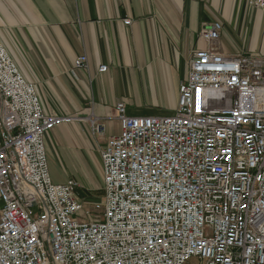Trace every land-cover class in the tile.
I'll list each match as a JSON object with an SVG mask.
<instances>
[{"label": "built area", "instance_id": "built-area-1", "mask_svg": "<svg viewBox=\"0 0 264 264\" xmlns=\"http://www.w3.org/2000/svg\"><path fill=\"white\" fill-rule=\"evenodd\" d=\"M221 29L202 23L173 113L115 105L91 204L49 174L45 135L75 118L44 112L0 42V264H264V55L221 53Z\"/></svg>", "mask_w": 264, "mask_h": 264}, {"label": "crops", "instance_id": "crops-1", "mask_svg": "<svg viewBox=\"0 0 264 264\" xmlns=\"http://www.w3.org/2000/svg\"><path fill=\"white\" fill-rule=\"evenodd\" d=\"M214 20L222 24L214 44L221 53L264 55V13L246 0H0L8 56L45 113L75 118L45 135L49 174L51 164L63 170L51 180L62 184L70 171L84 189L102 184L100 150L120 132L115 104L142 116L135 109L144 95L149 109L173 113L191 52L206 47L200 27ZM83 55L86 67L74 68ZM91 115L104 120V135L91 133Z\"/></svg>", "mask_w": 264, "mask_h": 264}, {"label": "rangeland", "instance_id": "rangeland-1", "mask_svg": "<svg viewBox=\"0 0 264 264\" xmlns=\"http://www.w3.org/2000/svg\"><path fill=\"white\" fill-rule=\"evenodd\" d=\"M144 96V95H143ZM142 96V100H140V103H139V108H141V109H138V108H136L135 109V111L138 113L137 115H142V116H144V115H147V114H153V115H164V114H166V113H164V112H157V111H155V110H153V108L152 109H149L150 108V106H148L149 104L148 103H146L147 102V100L144 98ZM119 102H122V103H124L126 106H127V104L124 102V101H119ZM119 102H117V103H119ZM116 103V104H117ZM115 104V105H116ZM153 110V111H152ZM114 111H115V106H114ZM116 114V113H115ZM96 118H99L100 119V121L101 122H104V120L102 119V118H100V117H97V116H94V115H91L90 117H88L87 118V121H88V123H89V126H90V129H91V133L94 135V136H102V135H104V133H105V130H104V132L103 133H99V132H96V130L94 129V127H93V124H92V122H93V120L94 119H96ZM99 121V122H100ZM104 124H105V122H104ZM105 129V128H104ZM60 169H61V167H60V165H57V164H51V168H50V171L52 172H50V177H51V179H53L52 177H53V173L55 174V175H57V176H59L60 175ZM62 170V169H61ZM71 170V169H70ZM63 171V170H62ZM68 174H69V177L71 178V179H73V180H80V177H79V175H76V174H74V172H68ZM53 181V180H52ZM96 185L98 186L97 188H94V189H90V188H87V189H84L83 188V190H82V193H81V195L85 198V200H86V202H88V203H94L95 201H98L99 199H100V197H101V186H102V184H100L99 185V182H98V180H96ZM94 187H95V185H94ZM86 188V187H85Z\"/></svg>", "mask_w": 264, "mask_h": 264}]
</instances>
